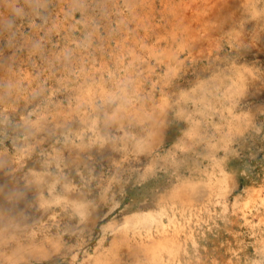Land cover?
Returning <instances> with one entry per match:
<instances>
[{"label":"rangeland","instance_id":"rangeland-1","mask_svg":"<svg viewBox=\"0 0 264 264\" xmlns=\"http://www.w3.org/2000/svg\"><path fill=\"white\" fill-rule=\"evenodd\" d=\"M159 7L0 0V264H96L98 250L149 264L114 232L143 212L181 225L164 264H264V0L174 68L143 30ZM40 174L96 223L45 189L41 201ZM115 240L131 245L116 255Z\"/></svg>","mask_w":264,"mask_h":264},{"label":"bare ground","instance_id":"bare-ground-1","mask_svg":"<svg viewBox=\"0 0 264 264\" xmlns=\"http://www.w3.org/2000/svg\"><path fill=\"white\" fill-rule=\"evenodd\" d=\"M159 3H160L159 9H157L154 12L156 14V18L155 19L150 18V16L148 15L146 18V22L142 23L143 27H144L143 30L145 32V35L146 34L148 36H149V34L152 35L153 38L155 39L154 41H156L154 46H151L148 48V49H150L149 52H151V54L153 53V55H155L157 53L158 58H160V59L163 58L166 61L165 65H167L168 67L173 66V68L176 65H178V61H179L178 54H179V52L186 49V47L190 51H192L193 48H195V46L198 48L201 47V49H203V48H208L209 46L213 45V43L216 44L217 43V41H216L217 37L220 36L221 31H224V29H226V28L228 29L229 27L235 25L236 20H237L236 24H239V28L240 29H241V27L243 28L245 25V21H247L248 17H249V20L257 18L256 13L258 10L256 7L257 0H159ZM154 4L152 3V1L149 2V5H150L149 6V14L153 13ZM257 15H259V13ZM247 25H249V24H247ZM250 26H251V24H250ZM246 28H248V27H246ZM236 33L239 34L238 32H236ZM231 35H232V33H231ZM257 39H258V37H257ZM161 43H165L166 45H164V47L162 48V51L157 52L155 50V48L157 46V47H159V49H161V45H162ZM147 46H148V44H147ZM130 48H131V46H130ZM198 53L196 55H198ZM231 71H232V69H231ZM230 73H232V72H230ZM244 78L246 79V81L249 85L251 84L250 87L253 86L252 85L253 83L255 85L256 84L258 85L257 74L254 71L246 70ZM222 87H224V86H222ZM102 89H104V88H102ZM90 90H91V88L89 87V89L87 91H90ZM109 97H111V96H109ZM112 97H113V95H112ZM124 97H128V94L124 93ZM119 98H120V96H119ZM125 102H128V101H125ZM119 103H121V102L119 101ZM45 175L44 174L38 175L37 180H36V182H37L36 186L38 188L37 190H38V194L40 195L41 201H44V196L42 195V193H43V190L45 189L51 195V198L53 200L57 199L55 201H59V200L69 201V203L72 204V206L74 207V209L78 215L80 214L83 217V219L88 221V223H90L91 225L96 223L95 214L93 211H90L88 209V206H87L88 203L87 202H86L87 203L86 204L82 200L76 199L75 195L72 196L68 192V186H66V185H64V187H63L64 188V190H63L64 194H61L62 195L61 196L59 194V192L57 193L54 191V183L55 182H53V180L51 178H49L50 176L48 177V175L47 176H45ZM53 177L54 176H52V178ZM47 191H46V193H47ZM69 191H71V190L69 189ZM71 192H73V191H71ZM221 193L218 192L219 195ZM222 201H223V199H222ZM59 202H61V201H59ZM64 203H65V201H64ZM223 206H225V205H223ZM161 215H162V213H160V212H158V213L157 212H143L141 214L134 216L131 219H129V218L124 219L121 226L119 228H117V230H116L115 226H113L111 228V230H116L114 232H115V234H117L116 235L117 237H118V235L125 236V241H126V239L129 238V237L127 238V234H129V232H132L131 235L133 238L134 250L138 249L140 252L144 251L147 255H149L150 256L149 257V260H150L149 264H164L163 253H168L170 255L175 254V251H176L177 245H178L176 240L178 238L179 232L182 231V228H181V225L177 222V220H175L174 217H169L168 221H167L168 223H165L162 220ZM169 234H171V236H169ZM189 236H187V237H189ZM192 240H194V239H192ZM129 244H130V242L127 244H126V242L121 244L120 242H118V241L116 242V240H115V241L111 242V247H109V252L117 255V253L120 250L130 247ZM180 252H182V251H180ZM180 252H178V253H180ZM107 254L108 253H106L104 251L102 252V251L98 250L96 257L95 258L92 257L94 263L103 264L102 259H103V257L108 256ZM167 257H168V255H167ZM137 259H139V258L137 257ZM146 261H147V259L145 260V262ZM168 261H170V260H168ZM141 262H143V261H140V262L136 261L135 264H140ZM172 262H173V260H172ZM175 263L178 264V262H175ZM133 264H134V262H133ZM141 264H143V263H141Z\"/></svg>","mask_w":264,"mask_h":264}]
</instances>
